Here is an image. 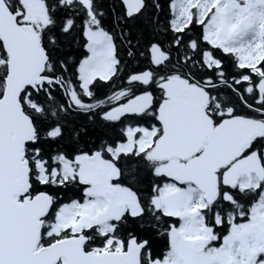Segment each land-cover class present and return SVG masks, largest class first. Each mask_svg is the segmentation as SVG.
I'll return each mask as SVG.
<instances>
[{
    "label": "snow or ice",
    "instance_id": "obj_1",
    "mask_svg": "<svg viewBox=\"0 0 264 264\" xmlns=\"http://www.w3.org/2000/svg\"><path fill=\"white\" fill-rule=\"evenodd\" d=\"M0 264H264V0H0Z\"/></svg>",
    "mask_w": 264,
    "mask_h": 264
}]
</instances>
